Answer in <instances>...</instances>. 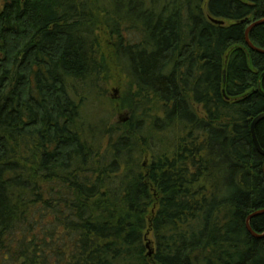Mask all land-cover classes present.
<instances>
[{"label": "trees", "instance_id": "trees-1", "mask_svg": "<svg viewBox=\"0 0 264 264\" xmlns=\"http://www.w3.org/2000/svg\"><path fill=\"white\" fill-rule=\"evenodd\" d=\"M139 1L103 15L128 119L96 130L98 0H0V264H264V0Z\"/></svg>", "mask_w": 264, "mask_h": 264}, {"label": "rangeland", "instance_id": "rangeland-1", "mask_svg": "<svg viewBox=\"0 0 264 264\" xmlns=\"http://www.w3.org/2000/svg\"><path fill=\"white\" fill-rule=\"evenodd\" d=\"M143 1L146 6L151 5L156 10H160L167 2L166 0ZM96 5L101 8L97 10L100 26L96 35L98 34L100 45L99 57L105 64V73L102 75V78L105 79L106 77L107 82H101L100 89H94L90 85L76 84L73 86L71 92L72 96H75L76 99L79 97L84 98V121L89 125L95 126L97 129L94 128L98 130L102 126H117L122 119L128 117L126 111H118V103L126 91L127 78L116 64L112 49L110 48L115 39L109 35V26L102 25L103 15L107 16L110 12H112L114 16L118 13L124 14L125 12L140 15V13L143 12V7L139 0H98ZM148 160L149 158L143 159L144 162ZM152 241V238H149L146 242V244L148 243L150 246L148 251L154 249Z\"/></svg>", "mask_w": 264, "mask_h": 264}, {"label": "water", "instance_id": "water-1", "mask_svg": "<svg viewBox=\"0 0 264 264\" xmlns=\"http://www.w3.org/2000/svg\"><path fill=\"white\" fill-rule=\"evenodd\" d=\"M214 23L222 24V22H219V21H214ZM262 24H264V20L259 21V22H257V23H254L253 25H251V26L247 29V31H246V41H247L249 47H250L253 51H256V52H258V53L264 54V51L255 48V47L250 43V41H249V32L251 31V29L254 28V27H256V26H258V25H262ZM263 120H264V114L259 115V116L256 117V119L253 121V123H252V127H251V131H252V136H253L254 144H255V146H256L258 152H259L262 156H264V151L261 149V147H260V145H259V142H258V139H257V136H256V127H257V125H258L261 121H263ZM121 121L125 122V121H127V118H126V119H122ZM263 213H264V211L259 212V213H255V214H253L252 216H250V217L247 219V229H248V232H249L253 237L258 238V239H259V238H263L264 235H262V236H257V235L252 231V229H251V227H250V221H251L252 218H254V217L258 216V215H261V214H263ZM149 247H150V246H149V244L147 243V249H149ZM148 256H149V257H152V256H153V250H149V251H148Z\"/></svg>", "mask_w": 264, "mask_h": 264}]
</instances>
